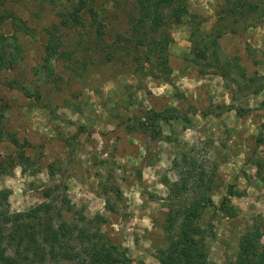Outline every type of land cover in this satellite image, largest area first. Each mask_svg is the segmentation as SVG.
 I'll use <instances>...</instances> for the list:
<instances>
[{
    "label": "rangeland",
    "instance_id": "374dc122",
    "mask_svg": "<svg viewBox=\"0 0 264 264\" xmlns=\"http://www.w3.org/2000/svg\"><path fill=\"white\" fill-rule=\"evenodd\" d=\"M77 1L0 9L16 17L0 22L15 55L0 64V213L47 204L73 246L95 234L134 264H160L169 184L189 155L215 173L208 260L237 264L248 231L264 245V0H177L180 21L165 7L143 45L135 0H87L81 25ZM231 187L235 217L220 208ZM0 227L8 237L15 223Z\"/></svg>",
    "mask_w": 264,
    "mask_h": 264
},
{
    "label": "trees",
    "instance_id": "16d2710c",
    "mask_svg": "<svg viewBox=\"0 0 264 264\" xmlns=\"http://www.w3.org/2000/svg\"><path fill=\"white\" fill-rule=\"evenodd\" d=\"M6 0H0V9ZM177 0H135L137 3L138 19L133 24V31L138 33L139 45L142 40H148L145 35L159 32L158 25H164L160 13L165 7L172 8L173 17L180 21L182 9ZM87 0H78L77 7L72 13V22L81 25V12L88 8ZM91 10L93 11L92 7ZM8 18H16L13 13L3 15L0 22ZM100 27L95 31L98 39L103 38ZM162 40L167 42L163 37ZM153 50H160L158 41L152 43ZM168 45V43H166ZM53 46L48 48L49 61L55 52ZM154 52V53H155ZM145 62L151 60V55L145 54ZM15 55L8 50L5 40L0 41V64L10 67ZM155 118L160 114L154 113ZM165 120V119H163ZM16 145L20 143L12 138ZM1 141V138H0ZM184 165L181 166L179 180L169 184L170 205L167 213L164 231L167 238V249L159 255L160 264H212L208 260L206 239L209 236L203 228L201 220L204 212L214 206L212 194L216 189L214 171L198 165L196 159L184 155ZM210 171V173H209ZM50 196L49 194L47 195ZM235 191L231 187L221 203V210L230 217L237 215V210L231 204ZM50 209L42 204L29 212L11 216L10 213H0V224L15 223L8 237L4 236L0 227V264H134L126 252L119 247L106 244L101 236L88 235L85 232L76 234L79 246H73L75 232L66 222L56 225L49 216ZM28 220L22 221L20 219ZM69 227V228H68ZM261 233L248 231L242 239L237 264H264V245H261ZM13 250L14 253H8ZM136 264H145L143 262Z\"/></svg>",
    "mask_w": 264,
    "mask_h": 264
}]
</instances>
